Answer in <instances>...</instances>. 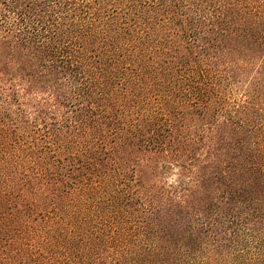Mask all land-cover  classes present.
I'll list each match as a JSON object with an SVG mask.
<instances>
[{"label":"trees","instance_id":"trees-1","mask_svg":"<svg viewBox=\"0 0 264 264\" xmlns=\"http://www.w3.org/2000/svg\"><path fill=\"white\" fill-rule=\"evenodd\" d=\"M0 264H264V0H0Z\"/></svg>","mask_w":264,"mask_h":264}]
</instances>
